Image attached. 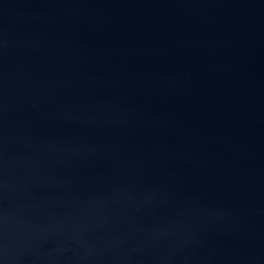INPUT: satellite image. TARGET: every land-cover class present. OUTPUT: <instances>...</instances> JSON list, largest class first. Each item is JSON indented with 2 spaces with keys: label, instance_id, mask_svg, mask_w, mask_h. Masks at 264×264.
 I'll use <instances>...</instances> for the list:
<instances>
[{
  "label": "water",
  "instance_id": "water-1",
  "mask_svg": "<svg viewBox=\"0 0 264 264\" xmlns=\"http://www.w3.org/2000/svg\"><path fill=\"white\" fill-rule=\"evenodd\" d=\"M0 264H264V0H0Z\"/></svg>",
  "mask_w": 264,
  "mask_h": 264
}]
</instances>
